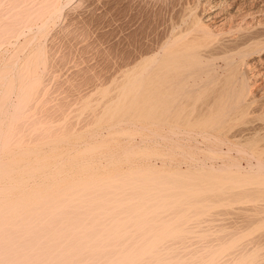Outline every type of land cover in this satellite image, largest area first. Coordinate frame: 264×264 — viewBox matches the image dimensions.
<instances>
[{"label": "bare ground", "instance_id": "obj_1", "mask_svg": "<svg viewBox=\"0 0 264 264\" xmlns=\"http://www.w3.org/2000/svg\"><path fill=\"white\" fill-rule=\"evenodd\" d=\"M85 1L0 0V264H264V0H187L70 103Z\"/></svg>", "mask_w": 264, "mask_h": 264}, {"label": "rangeland", "instance_id": "obj_2", "mask_svg": "<svg viewBox=\"0 0 264 264\" xmlns=\"http://www.w3.org/2000/svg\"><path fill=\"white\" fill-rule=\"evenodd\" d=\"M189 5L191 2L187 0H88L75 11L67 10V16L65 15L66 17L64 16L55 28L54 26L51 28L47 41L48 47H50L51 36L61 27L76 28L79 40L83 41L80 44L73 42L74 48L68 54V60L71 63L65 76L60 78L62 83L60 80V83L56 80H52L55 83L51 84V80L47 82L54 95L70 94L71 96V90L79 85H85V83L82 85V83L79 84L80 82L72 81L73 78L70 82L67 81L71 78L69 76L74 69L85 68L86 70L87 68L86 71L89 74H94L96 78L101 77L99 80L110 81L111 75L116 70L133 61L146 48L157 46L164 32L180 20L183 9ZM57 42L62 44L60 39H57ZM62 51L60 54L63 53ZM74 82L78 85L77 83L74 85ZM73 99L74 97L71 96L67 100L74 103L76 100ZM35 113L37 116L41 115L38 112ZM47 113L48 120L54 122L64 115L71 116V121L75 119L72 116L75 112Z\"/></svg>", "mask_w": 264, "mask_h": 264}]
</instances>
